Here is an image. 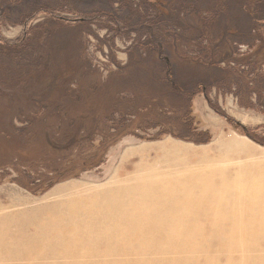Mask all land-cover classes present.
<instances>
[{"label": "rangeland", "instance_id": "obj_1", "mask_svg": "<svg viewBox=\"0 0 264 264\" xmlns=\"http://www.w3.org/2000/svg\"><path fill=\"white\" fill-rule=\"evenodd\" d=\"M198 111L264 153V0H0V264H135L121 229L137 227L127 210L152 205L140 192H159L160 212L198 219L207 238L264 219L263 200L229 198L264 197V162L246 173L243 155L258 153L235 143L238 166H207L214 134ZM84 186V204L64 195ZM89 209L106 220L65 224ZM90 237L104 250L68 242Z\"/></svg>", "mask_w": 264, "mask_h": 264}, {"label": "bare ground", "instance_id": "obj_2", "mask_svg": "<svg viewBox=\"0 0 264 264\" xmlns=\"http://www.w3.org/2000/svg\"><path fill=\"white\" fill-rule=\"evenodd\" d=\"M185 155L186 157L190 156L188 153H186ZM152 175L155 178H159V175L156 174L155 175L152 174ZM84 189L85 186L84 188L81 189L72 188L67 190L66 194L64 195L68 197L71 201H79L84 204V201H87L88 199L87 197L81 198L74 196L75 193L78 192V190H84ZM55 193H58V191H56ZM143 193L146 192H140L137 194V196H139L137 198V201L142 199L143 200L142 203L152 202V205L149 207L145 205V208L143 210L134 213V215L132 211L127 210L128 219H134L136 222L135 225H137V227L127 228L125 227L126 224H123L124 228L121 229V233L124 235V239L126 241H123L122 243L123 248L120 250V252L123 254L135 253V255L138 256V260L135 261V264H229L232 263L233 261L234 262L238 261L240 262V264H244L245 260H247L248 257L251 258L252 260H255L258 259L259 256L264 255V236H263L264 229L262 228V226H264V219L260 216L258 217L257 213H249V216L247 214L244 217L241 218L239 217L240 218L239 220L231 222V225H238V226H229V227L221 226V229L211 230V233L219 232L222 233L223 235H229L230 238L227 242L226 236H220L219 238L216 239L207 238V236H204L205 234H207V230L190 227L191 225H196V226L200 225L199 223H195L196 220L198 219L191 220L189 219L190 217L189 215H184V214L178 215L179 212L176 211L173 206L167 207L166 214H164L163 211L164 208L161 209L163 213L160 212L159 211L160 209H157V207L160 208L162 206H154L157 204H161L160 202L164 201V199L161 200V198H156L159 192L154 191L151 194L152 196L151 199L147 198L148 193H146L147 196L145 195L140 196ZM85 195L86 194H84V196ZM234 196H236V198L238 197L239 199L238 201H241L242 203H252L253 201L256 200L264 201V197H260V198H255L251 196L245 197V193H239V191L229 194V198ZM53 205L56 206L54 203ZM57 206L59 208L58 204ZM63 207L64 210H66L65 206ZM63 207H61V209H63ZM181 208L182 207H180V209ZM127 209H131V208L128 207ZM127 212L125 213L127 214ZM63 213L64 212L62 211V214ZM76 213L77 214L74 217H72L70 220H68L65 224L85 223V224L95 225V224H100L106 220V215L102 214L103 212L102 213L93 212L92 209H89V211L79 210ZM242 214L244 215L245 213L243 212ZM63 221H65V219ZM61 224L64 223H57L56 226ZM215 226L217 227L218 225ZM26 228L28 229V227ZM91 228L93 227H87L86 230L83 231H85V233L88 234L92 233L94 231L93 230L94 228L93 229ZM67 232H69L68 229L61 231H56V230L50 231L48 235L49 237L48 239H45V237H43L44 246L48 248L59 247L56 240H58L60 236H63V234ZM133 234H136L135 240L137 237L138 239L137 243L133 241L131 242ZM246 235H250V236L247 237ZM50 236L55 238L51 239ZM71 239H73L72 242ZM71 239H68V242L72 243L76 247L78 246L80 250L85 248L89 244L95 248H101L104 250L102 246L94 244L91 237L86 240H80L74 238ZM19 241L20 239L18 240V242ZM25 242L27 244L29 243L35 244L36 242L39 241L35 239L30 240L27 237L25 239ZM24 247L26 249V245H24ZM68 250L66 249L65 252ZM165 254H167V260H156L153 259L152 257L156 255H165ZM62 257L65 256H63L62 254ZM18 264H27V262H22ZM73 264H77L75 260ZM129 264L131 263L129 262Z\"/></svg>", "mask_w": 264, "mask_h": 264}, {"label": "crops", "instance_id": "obj_3", "mask_svg": "<svg viewBox=\"0 0 264 264\" xmlns=\"http://www.w3.org/2000/svg\"><path fill=\"white\" fill-rule=\"evenodd\" d=\"M196 103H197V99H196ZM208 105H209V103H208ZM196 106H197V104H196ZM197 108H198V106H197ZM198 112L200 113V115H201V117L203 119V122L205 123L207 128L213 130L212 132L214 134L213 141L210 142V144H209V145H211V147L208 148V150H207L208 151V155H207L208 159L206 161L207 162V166H208L209 163H213V164H215L216 168L225 171V170H227V169H229L231 167H233V169H234L236 166L239 165V167H243L245 172L249 174L250 173V171H249L250 169L249 168H250L251 165H253V163H254L253 160L255 158H257L258 161H260V162H264V155H263L264 153L262 151H260V149L258 147L259 145H256L255 142H253L252 140H250L247 137H244L246 139H240V136L238 134H236L229 127L230 126L229 124H218L217 126L209 125L206 122V120L204 119V117L202 116L201 112L200 111H198ZM236 136H238V137H236ZM235 143H239V144L241 143L244 146L248 147V149H250V150L254 149V151H256L258 154L254 155V156H248V155L244 154L243 155L244 160L241 163L238 160H236L238 158V156H237V151L235 149ZM166 147H167V145H166ZM216 152L219 153L218 156H216V154H215ZM247 154H250V153H247ZM187 157H189V156H187ZM168 159L169 158L167 157V160ZM149 162H151V164H148V165H150V166H154L155 165V162H154V159H153L152 156H151V160H149ZM237 162H239L238 165H237ZM190 164H192V163H190ZM255 165H257V164H255ZM210 167H212V166H210ZM262 171H263V169H262ZM234 177H235V174H234ZM207 184H209V183H207ZM187 186L189 187L190 185H187ZM203 192H206V191H203ZM223 192H225V191H223ZM16 194H17V196H19L16 199L19 204H20V202H21L23 197H24V199L26 201V196L22 197V194L20 192L19 193L16 192ZM25 206H26V204H25ZM0 210L3 211L4 208L0 209Z\"/></svg>", "mask_w": 264, "mask_h": 264}, {"label": "trees", "instance_id": "obj_4", "mask_svg": "<svg viewBox=\"0 0 264 264\" xmlns=\"http://www.w3.org/2000/svg\"><path fill=\"white\" fill-rule=\"evenodd\" d=\"M120 1H122V0H120ZM112 4H113V2L110 4V6H112ZM81 20H82V19H81ZM169 77H171V76L169 75ZM169 81H170V83H172V84H171V87L174 88V86H175L174 84L176 83V80L173 82V81H171V79H170ZM173 85H174V86H173ZM203 86L206 87L204 84H203ZM203 86H202V87H203ZM195 90H196V89H195ZM195 93H197V91H195ZM222 115H223V114H222ZM224 117H225L226 119H228L227 116H224ZM212 137H213V136L211 135V139H212ZM254 138L256 139V137H254ZM258 140L260 141L259 138H258ZM262 142H263V141H262Z\"/></svg>", "mask_w": 264, "mask_h": 264}]
</instances>
